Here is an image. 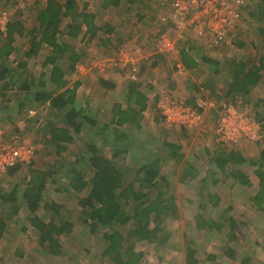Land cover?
<instances>
[{
    "label": "rangeland",
    "instance_id": "rangeland-1",
    "mask_svg": "<svg viewBox=\"0 0 264 264\" xmlns=\"http://www.w3.org/2000/svg\"><path fill=\"white\" fill-rule=\"evenodd\" d=\"M33 1L26 2L20 8L28 12L33 11L27 19L25 18L28 29L32 27L31 21L39 7L31 4L33 8L30 7V10L25 8ZM84 1L91 2L95 6L93 7L95 10L102 5V0H80L81 6ZM5 3V0H0V39L4 37L1 28L6 24V21L10 22L12 17L20 16V14H16L20 12L16 0H12L14 8L11 7V3L10 7ZM159 4L158 0H134L131 7L126 5V8L122 9L124 11L122 15L114 7L101 8L104 12L99 15L97 24L105 30H107L105 25H109L113 29L116 25L119 28V34L113 35V40L109 43L106 41L109 38L105 33L104 40L98 41L100 43H96L97 40H95V42L87 44L89 45L86 48L87 54L82 63L76 66L72 77L68 79L71 86L78 80L84 82L85 86L77 90L78 104L87 110L90 117L95 118L99 125L93 127L84 124L81 133L73 135V142L69 144L68 151L63 154L66 158L65 161L62 157L60 160L64 162V166L68 170L74 167H87L86 178L92 177L93 170H89L88 164V146L92 143H96L99 147L105 146L107 155L111 156L114 150L111 148V140L115 137L113 130L117 128L111 123L112 109L115 105L127 107L126 92L130 83L129 77L135 69L128 70L127 67L132 65V61L120 62V58L137 60L150 57L142 65L147 67L153 59L158 60L159 68L157 67L155 71L149 67L150 70L142 72L139 66L135 70L138 73V81L142 84L141 91L150 98L149 106L143 113L141 128L130 129L129 140L132 145L129 153L114 160L119 171L128 178H132L133 173L143 164V161L147 158L151 159L150 154L161 152V155H166L167 152L162 150L164 142L180 147L179 152L183 155V159L180 161L164 160L162 167V175L167 177L170 183V194L174 195L178 207L177 218H169L164 223L161 234L162 242L166 243L164 246L159 243H136V251L144 253V259L140 264H186V241L188 239L194 243L193 246L197 249L199 264H241L239 260L245 256L252 259L251 264H264V214L248 207L250 199L258 191V187L247 188L232 178L226 179L218 171L212 173L214 170L210 165L212 156L218 151H241L248 159V163L235 169L234 167L229 169L231 171L238 169L247 175L253 172L255 167L251 161H257L260 158L264 143H257H261L264 137L261 141L246 138L242 139L244 141L224 145L217 138V124L220 117L234 121L232 117L234 114L238 123L247 119L245 123L247 131L255 133L256 129L252 128L254 124L247 117L250 113L253 120L260 126L257 130H261L262 124L259 120H264V84L257 90H252L249 95L244 93L228 95L229 89L226 85L228 72L214 77L215 79H209L212 74L216 75L213 73V69L217 68L215 71L222 72L223 65L216 67L201 62V66L195 69L193 74L188 70L184 73V71L175 69L179 62L182 63V57L176 50H173L172 54H155L160 48L161 39L165 38L170 40L171 46L180 52L182 49L193 47L197 56L204 53L206 57L210 56L211 59L222 62L227 55H233L237 59H249L254 64H258L264 58V38L259 37L261 23L249 15L250 10L247 8L242 10V18L235 31V38L242 39L247 42V45L242 50L232 46L235 49L233 52L232 49L228 51L227 48H214L207 45L209 44L208 40L204 44L203 41L195 37L191 29L183 28L182 34H185V38L180 39L178 32H175L173 27L162 26L160 14L164 12L169 14L171 7L164 10ZM253 4L254 0L249 5L252 7L251 11H255ZM248 8L250 9V7ZM101 9L100 11H102ZM121 16L126 17L125 23ZM120 23H123V26H120ZM251 38L254 39L253 47L249 45ZM72 42L77 47H83L80 39ZM171 72H174L177 79L180 80L178 88L174 82L177 80L173 81L169 78ZM28 73V75H22L19 81H23L25 78L31 80L30 76L34 77V75L39 77L41 73H45V69L41 67V62L35 61L30 66ZM102 79L111 81L116 87L109 89L103 86L100 82ZM188 85L190 89H186ZM152 87L155 89L154 92L151 91ZM177 89L179 91L175 92ZM156 93L162 97L174 94L177 98L186 101L196 98L204 103L206 111L203 113V123L199 129L193 131L167 129L161 118L158 105L153 100ZM32 95L23 94L18 87L11 88L6 92L0 84V138L7 142L32 143L36 146L37 151L31 168L44 170L53 164L56 158L55 148L52 145H45V140L48 139L47 131L50 130L51 123L60 125L65 115L50 110L48 105L36 107ZM27 110H33L35 113L25 114ZM79 121H83V119H79ZM102 124H109L110 127L101 136L98 134V130L101 129ZM187 163L194 165L198 169V174L194 179L184 182L182 175ZM27 172H29V167L21 169L16 175L20 176L17 180L23 188L25 187L23 177L27 175ZM60 176L62 174H57L52 180H49L44 201L36 214L49 221L53 212L48 209V206L54 202L61 206L60 215L73 223V232L61 238L65 257H52L43 251L39 245L38 235L28 221L30 212L26 206L21 204V211L15 215L12 213L11 204H1L0 202V218L3 217L7 220V232L0 241V264H108L105 258L101 257L105 248L102 231L98 230L92 233L90 227L85 225L82 208L79 204L81 196L72 190L64 191L66 186ZM18 182L9 180L3 175L0 177V188L9 190L10 184ZM212 198L215 201L219 199L218 205L215 207L210 202ZM131 208L129 207L128 210ZM196 214L203 215L206 219L212 218L221 221L223 229L221 231L198 230L193 222ZM232 217L238 221L240 228L237 233L240 241L229 243L227 233L230 222H226V218ZM59 220V217H56L57 223ZM228 244L230 247L236 248L239 260H231L225 254L221 256V249ZM244 244L247 246L244 247ZM212 254L219 256L217 259H212Z\"/></svg>",
    "mask_w": 264,
    "mask_h": 264
},
{
    "label": "trees",
    "instance_id": "trees-1",
    "mask_svg": "<svg viewBox=\"0 0 264 264\" xmlns=\"http://www.w3.org/2000/svg\"><path fill=\"white\" fill-rule=\"evenodd\" d=\"M120 1L105 0L103 6L105 8L117 6ZM253 7L255 11H251L252 7L250 6L249 15L261 23L259 37L264 38V0L254 2ZM95 17L94 13L88 11L86 3L81 6L77 0H46L44 9L38 14L40 38L35 36L37 29L30 31L31 36H33L30 47L22 55L18 66L19 68H26L29 61L39 57L41 48L47 45L51 52L44 57L42 67L51 66V70L48 73H43L38 79H23L20 89L25 95L33 94L32 100L35 101L36 107L48 105L50 110L65 116L60 125L51 123L50 130L47 131L48 139L45 140V145H52L55 148L54 163L44 170L32 169L33 161L28 165L18 164L9 169L3 175H6L9 180L12 179L17 182L20 176L16 175L21 169L29 167V172L23 177L25 178L24 188L20 182L10 184L9 190L0 188V202L1 204H11L12 213L15 215L21 211V204L26 206L30 212L28 221L35 229L39 245L43 251L52 257H65L61 238L73 232V223L60 215L61 206L54 202L48 206V209L53 212L49 221L36 214L44 201L49 180H52L57 174H62L60 178L66 186L63 187L64 191L72 190L81 196L79 204L82 208L85 225L90 227L92 233L98 230L102 231L105 248L101 257L105 258L108 264H140L144 259V253L136 251V243H159L164 246L166 243L162 242L163 238H161L164 223L169 218H177L178 207L174 195L170 194V183L167 177L162 175V167L165 161L182 160L183 155L179 152L180 147L164 142V149L162 148V150L167 152L166 155H161V152L150 154L151 159H145L143 164L133 173L132 178H128L119 171L114 160L129 153L132 145L129 140L130 129L133 127L141 128L143 113L147 110L150 101L148 95L141 91L142 84L138 81L139 77L136 81L129 77L130 83L126 92L127 107L115 105L112 109L111 123L117 128L113 130L115 137L111 140V148L114 149L111 156L107 155L105 146L99 147L96 143L88 146L89 170H93V175L89 179L86 178L87 167H74L68 170L64 166V162L60 160L62 157L65 161L66 158L63 154L68 151L69 144L73 142V135L81 133L84 124L93 127L99 125L97 120L90 117L88 111L78 104L79 82L71 87L67 77V75H73L76 66L82 60V55L75 50L73 45L62 40L65 35L70 38H77L83 30H86L84 36L92 41L100 30V27L94 22ZM63 26L65 32L62 30ZM105 27L108 32L114 30L109 26ZM23 30L24 27L21 23L10 21L7 36L0 40V84L6 92L11 89L8 81V74L11 71L10 62L8 63L7 60L14 51L15 36L22 37ZM231 42L230 46L224 45L223 48L235 51L232 46L242 50L247 45V42L239 38H234ZM253 42L254 39L251 38L249 41L251 47H253ZM192 48L188 47L181 50L180 55L185 69L195 70L201 66V62L216 67L223 65V69L228 71L232 80L227 92L228 95L230 93L249 95L252 92L251 88L255 87L261 80V72L264 71V58L258 64H254L249 59H237L233 55H227L222 63L206 57L204 53L197 56L194 53L195 49ZM149 59L150 57H147L146 60ZM151 64L157 66L158 60L152 61ZM175 69L177 70L176 67ZM136 74L138 76V73ZM100 82L109 89L116 87L111 81L103 79ZM151 91L154 92L155 89L152 87ZM161 98L162 95L156 93L153 100L158 105ZM196 100V98H190L186 102L188 105L196 106ZM79 119H83V121H79ZM259 121L264 133V120L260 119ZM109 127V124H102L98 134L102 136ZM262 143H264V139L257 144ZM245 163H248V159L239 151L221 150L216 152L210 160V165L213 166L214 170L212 173L218 171L226 179L232 178L247 188L257 186L258 191L250 199L248 207L264 214V149L257 161H251L255 169L250 175L238 169L232 171L229 169L233 167L235 169ZM197 174L198 169L187 163L182 180L187 182L194 179ZM210 202L215 207L218 205L219 199L215 201L212 198ZM201 206L203 207L204 204L202 203ZM129 207L132 208L128 210ZM56 217L60 219L58 223ZM193 222L198 230L221 231L223 229L221 221L212 218L206 219L200 214L195 215ZM226 222H230L227 233L228 242H239L240 237L237 230L240 227L238 221L232 217L226 218ZM6 232L7 220L2 217L0 218V241ZM186 242V264H199L198 252L193 246L194 243L190 239ZM246 246L244 244V247ZM235 249L229 244L225 245L221 249V256L225 254L231 260H239ZM218 256V254H212L211 258L217 259ZM239 261L241 264H251L252 259L245 256Z\"/></svg>",
    "mask_w": 264,
    "mask_h": 264
},
{
    "label": "built area",
    "instance_id": "built-area-1",
    "mask_svg": "<svg viewBox=\"0 0 264 264\" xmlns=\"http://www.w3.org/2000/svg\"><path fill=\"white\" fill-rule=\"evenodd\" d=\"M30 0H16L19 7H23ZM161 9L171 7L169 14H160L162 26H171L178 32L179 38L182 39L185 34L184 29H191L199 40L203 43L208 40L212 47H223L231 45L235 38V31L241 22L242 10L250 7L253 0H158ZM258 0H254L257 2ZM9 22L6 21L1 28L4 36H7ZM234 30V32H233ZM185 38V37H184ZM160 48L156 55L172 54L176 50L180 55L181 52L171 46L170 40L162 38ZM206 44V43H204ZM164 53V54H163ZM181 56V55H180ZM132 61V65L137 60L120 58V62ZM178 71H187L183 63L176 65ZM132 80H137L138 76L133 70L130 75ZM161 118L167 129H186L189 131L197 130L203 123V113L206 111L204 103L196 101V106L188 105L186 100L179 99L175 95L167 94L161 98L158 104ZM250 116V117H249ZM234 121L220 117L217 124V138L224 145L234 142L250 139L261 141L264 137L262 128L256 123L249 113L247 117L254 124L255 133L247 131V119L238 123L236 115H232ZM248 134V135H247ZM36 146L32 143L22 141H4L0 138V176L5 174L9 169L18 164H30L36 156Z\"/></svg>",
    "mask_w": 264,
    "mask_h": 264
},
{
    "label": "crops",
    "instance_id": "crops-1",
    "mask_svg": "<svg viewBox=\"0 0 264 264\" xmlns=\"http://www.w3.org/2000/svg\"><path fill=\"white\" fill-rule=\"evenodd\" d=\"M6 1V3H5V5H9V7H10V3H11V7L12 8H14V5H13V3H12V0H5ZM78 2H79V4H81L80 3V0H77ZM104 1L105 0H102V5H100L99 6V8H97L96 10L95 9H93V7H95V6H93L92 5V3L91 2H89V1H84L83 2V4H87L88 5V11L89 12H92V13H94L95 14V20H94V22H95V24L98 26V27H100V30L98 31V35L92 40V41H90L89 40V38L88 37H85L84 36V33H85V31L86 30H83V32L77 37V38H70L68 35H65L63 38H62V40L63 41H66V42H68V43H70L71 45H73L74 46V48H75V50L80 54V55H82V60H81V62H79V64L80 63H82V61H83V58H84V56L87 54V47L89 46V45H87V44H91V43H93V42H95V40H97L96 41V43H100V42H98V41H101V40H104L103 39V37H104V35H105V33H106V37L107 38H109V39H106V41H108V43L110 42V41H112L113 40V35L115 36L116 34H119V28L118 27H116V25H115V27H114V30L112 31V32H108L107 30H105V29H103V27H101L100 25H98L97 24V21L99 20V15L100 14H102L103 12H104V10H102V9H107V8H105L104 6H103V3H104ZM133 1L134 0H121L120 1V3L117 5V6H111V7H114L116 10H118L119 12H121V15H122V13H124V11H122V9L125 7L126 8V5H128V6H130L131 7V3H133ZM45 2V3H44ZM142 3H144L143 1H141ZM31 4H33V6H34V4L35 5H37V6H39L38 7V11H36V14L34 13V16H33V19H32V23H33V25H32V27L30 28V29H28V27H26V19L29 17V14L31 13V12H33L32 10H30V7L31 8H33L32 7V5ZM145 4V3H144ZM45 5H46V0H34L33 2H31L30 4H28V6L27 7H25V8H28V10H30V12H28V11H26V10H21L20 8L21 7H18V10L20 11V12H18V13H16V14H20V16H18V17H12V22H14V21H18L19 23H21L22 25H23V27H24V30H23V36L21 37V36H15V40H14V43H13V47H14V51L12 52V54L10 55V57L8 58V63L10 62V70L11 71H9V74H8V81L10 82V87L11 88H14V87H18L19 88V90L21 91V86H22V84H23V81H19V79L21 78V76L22 75H28L29 73H28V71H29V68H30V66L32 65V63L33 62H35V61H38V62H41V67H42V63H43V59H44V57L45 56H48L49 54H50V52H51V49L47 46V45H44L42 48H41V50H40V54H39V57H36V58H33L32 60H30L29 61V63H28V66L26 67V68H19V66H18V64H19V62H20V60H21V57H22V55L29 49V47H30V41H31V39H32V37L33 36H31V34H30V31L32 30V29H37V31H36V34H35V36H37L38 38H40V31L38 30V22H37V16H38V14L44 9V7H45ZM41 6V7H40ZM102 8V9H101ZM110 8V7H109ZM100 9L102 10V11H100ZM26 18V19H25ZM121 18L123 19V20H125V18H124V16H121ZM126 22V20L124 21V23ZM66 23H67V21H66ZM65 23V24H66ZM127 23H128V21H127ZM123 23H120V26H123L122 25ZM105 26H109V25H105ZM110 27V26H109ZM63 29V31L65 32V30H64V26L62 27ZM107 31V32H106ZM114 33V34H113ZM110 34V35H109ZM112 34V35H111ZM5 37V36H4ZM4 37L3 38H1L0 40H2V39H4ZM80 39V42L81 43H83V47H77L75 44H73V42L72 41H75V40H79ZM3 42H5V41H3ZM98 46V45H97ZM228 51H229V48L227 49ZM232 52V51H231ZM231 52H229V53H231ZM234 52V51H233ZM228 53V54H229ZM208 56V55H207ZM210 57V56H209ZM227 57V56H226ZM226 57L225 58H223V60H222V63L225 61V59H226ZM147 59V58H146ZM146 59H143V58H140V59H137V61L135 62V64H136V66H135V64H133V65H130V66H128L127 68H128V70L129 69H135L136 70V68H137V66H139L140 67V71L142 70V72H146V71H148V70H150V68H153V71H155V70H157V67L159 68V64H157V66H154V65H152L151 63H150V65H148L149 67H147V66H142V65H144L143 63H144V61L146 60ZM214 60V59H213ZM216 60V59H215ZM63 61V60H62ZM62 61H60V62H62ZM153 61H154V59H153ZM7 63V64H8ZM147 64V63H146ZM142 66V67H141ZM43 69H45V73H48V71H50L51 70V66H48L47 68H44V67H42ZM215 69H217V68H215ZM215 69H213V73L214 74H216V75H213L212 74V76H210L209 77V79H212V78H214V77H218L220 74H222V73H226V72H228L226 69H224L222 72H220V71H215ZM192 71V74L194 73V70H188V72H191ZM172 74H170V76H169V78L170 79H172L173 81L174 80H177V81H174L175 82V84L177 85L176 86V88H178V84H179V82H180V80H178L177 79V77L175 76V74H174V72H171ZM30 74H31V72H30ZM41 75H43V73H41L40 74V76ZM261 80L259 81V83L255 86V87H253V88H251V90H257L259 87H262L263 86V84H264V71L263 72H261ZM39 76V77H40ZM39 77H37L36 75H34V77H31L30 76V79H38ZM67 77H68V79L69 78H71L72 76L71 75H67ZM176 78V79H175ZM25 79H27V78H25ZM215 79V78H214ZM103 80V79H102ZM101 81V80H100ZM77 82H79V88L78 89H80L81 87H83V86H85V84H84V82L83 81H80V80H78ZM231 83H232V80H231V78L229 77V74H228V79H227V81H226V85H227V89H229V87H230V85H231ZM75 84V83H74ZM15 85H17V86H15ZM71 86V85H70ZM72 87V86H71ZM186 89H190L189 88V85L186 87ZM185 89V90H186ZM179 91V89H177L175 92H178ZM127 95V94H126ZM179 95V94H178ZM177 95V96H178ZM164 97V96H163ZM179 97H180V95H179ZM27 113H31V115L32 114H34L35 113V111H33V110H30V111H26V113L25 114H27ZM32 117H34V116H32ZM222 151H227V150H222ZM227 152H231V151H227ZM239 152H241V151H239ZM242 154V153H241ZM243 155V154H242ZM244 156V155H243ZM6 176V175H5ZM25 179V178H24ZM42 205V204H41Z\"/></svg>",
    "mask_w": 264,
    "mask_h": 264
}]
</instances>
